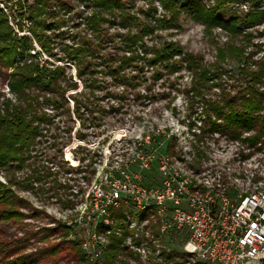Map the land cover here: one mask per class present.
<instances>
[{"label":"rangeland","instance_id":"obj_1","mask_svg":"<svg viewBox=\"0 0 264 264\" xmlns=\"http://www.w3.org/2000/svg\"><path fill=\"white\" fill-rule=\"evenodd\" d=\"M131 2V12L155 29L145 36L150 48H161L172 43L184 53L201 57L212 74L222 71V78L210 82V86L203 90L206 100L219 99L223 87L232 90L231 85L243 81L241 69L246 58L251 63L264 61V22L251 28L240 23L242 32L232 35L220 27L207 29L182 13L178 29H156L155 19L167 14L160 4L155 2L151 5L144 0H129ZM203 2L207 7L215 4L214 0ZM256 4L264 9V0H240L217 15L225 21L234 17L242 19ZM74 5L76 9L73 13H62L66 25L55 32L58 57L63 56V47L76 45L81 37L91 33L84 19L93 10L79 1H74ZM152 6L157 10H151ZM141 11H150L153 16ZM10 23L18 31L16 21L11 18ZM102 25L112 35L126 32L117 24L108 22ZM24 30L21 35L32 37L27 27ZM116 41L121 45L119 37H116ZM34 44L36 51L41 52V47ZM232 47L243 49L244 55L234 58ZM106 49L113 48L108 46ZM118 54L122 55V52ZM42 59L66 66L77 88L65 93L69 113L58 114L45 109L47 113L55 115L52 130L28 154L29 160L24 168L0 170V181L14 183L12 189L19 197L18 206L24 214L21 221L0 223V261L21 258L35 264H106L104 252L108 232H99L98 226L102 221L99 208L95 201L89 200L87 204L86 200L89 193L97 189L96 185L102 184L110 190L115 179H120L124 185L118 209L126 217L127 227L132 230L127 245L134 255L127 253L122 256L124 264H148L150 260L162 262L163 249L183 251L185 236L172 233L156 237L152 212L139 215V208L132 199L135 190L161 186L159 166L164 157L171 159L173 171L193 175L200 187L217 188L213 178L216 176L226 186L232 199L264 186V144L251 147L249 143L233 140L226 134L211 132L205 122L208 117L203 112L202 100L188 93L192 85V73L188 70L182 69L172 74L164 72L160 80L153 82L154 70L147 67L142 74L144 78L137 86H134V80L123 85L106 76L102 78L106 81L104 88L93 94L78 77L75 64L57 61L46 54L42 55ZM251 67L257 68L253 64ZM127 73L132 76L134 70H127ZM97 77L101 75L97 74ZM151 84L153 92L148 94L147 87ZM261 88L264 89V86ZM0 93L15 100L3 76L0 77ZM73 95L78 96L82 103L89 102L90 106L96 107L93 113L97 117L96 124L81 126ZM146 95L149 97L145 98ZM3 99L1 97L0 101ZM82 113L88 116L86 111L82 110ZM79 132L87 134V137L80 139ZM248 135L244 133L243 137ZM67 151L77 159L76 165L67 159ZM95 152L98 155L94 156ZM199 152L204 155L201 159L197 155ZM84 156L87 158L82 162L81 157ZM197 160L201 161V165L195 163ZM91 162H94L92 166ZM44 168L60 173L57 183L53 181L54 177L39 180ZM93 168H96V172L88 183L86 177L90 176ZM205 170L212 173V178H207L208 183L201 174ZM68 200L76 204L70 206ZM62 225L72 227L67 238ZM187 259L194 264L189 257Z\"/></svg>","mask_w":264,"mask_h":264},{"label":"trees","instance_id":"obj_2","mask_svg":"<svg viewBox=\"0 0 264 264\" xmlns=\"http://www.w3.org/2000/svg\"><path fill=\"white\" fill-rule=\"evenodd\" d=\"M74 1H79L86 8L93 10L92 14L84 19L91 33L89 36L81 37L76 45L63 47V56L58 57L55 51L57 48L55 32L66 25L62 13L70 14L75 11ZM74 1L0 0V77L3 76L9 92L15 96L13 100L0 93V99L4 97L3 101H0V170L24 168L25 162L29 160L28 154L38 143H41V138L52 130L55 115L47 113L45 109H51L58 114L70 112V108L66 106L65 93L69 89H76L77 84L73 81L72 75L67 73L66 66L44 61L43 54L60 62L75 64L78 77L93 94L104 88L106 81L102 78L106 76H111L123 85L130 84L131 80H134V86H137L140 84V79L144 78L142 74L147 67L154 70L153 82L160 80L164 72L172 74L174 71L186 69L192 73V85L188 93L191 92L202 100L203 112L208 117L205 122L211 132L226 134L233 140L249 143L251 147H255L258 143L264 144V89L261 88L264 86V61L251 63L249 58H246L241 69L243 81L231 85L232 90L223 87L219 99L206 100L203 90L210 86V82L221 79L222 71L220 74L218 72L212 74L201 57L184 53L180 47L172 43L161 48H150L145 42V36L155 29L143 23L131 12L132 2L129 3V0ZM144 1L151 5L158 2L167 13L163 18L155 19L156 29H178L182 13L200 22L207 29L220 27L232 35L242 32L240 23L251 28L264 22V9H260L257 4L242 19L234 17L225 21L217 15L219 11L228 8L230 4L239 3L240 0H214L215 4L212 7H207L203 0ZM150 9L157 10L155 6ZM143 14L153 16L150 11ZM11 18L16 21L18 31L11 26ZM108 22L117 24L126 32L112 35L102 25ZM25 27L32 37L20 34L25 31ZM116 37L120 38L121 45L117 43ZM34 43L41 47V52L36 51ZM108 46L113 49L107 50ZM230 49L235 55L234 58L244 55V50L241 48ZM119 51L122 55L118 54ZM252 64L257 68L252 69ZM127 70H134V75L129 76ZM97 74L101 77L98 78ZM147 92L148 94L153 92L152 84L147 87ZM72 97L76 103L75 112L81 120V126L96 124L97 117L93 116L96 107L90 106L89 102L82 103L78 96ZM82 110L86 111L88 116H85ZM244 133L249 135L243 137ZM78 137L83 140L87 134L79 132ZM96 155L98 154L95 152L94 156ZM197 155L200 159L204 156L203 152ZM86 158V156L81 157V161H85ZM195 163L201 165L200 160ZM93 164L94 162H91L90 165ZM41 172L39 180L54 177L53 181L58 182L59 172L49 168H44ZM95 172L96 168H93L90 176L86 177L88 183L92 181ZM13 184L0 181V223L18 222L24 217L18 206L19 197L12 189ZM82 193H85V190H82ZM67 203L70 206L76 204L71 200ZM110 211L113 225L106 236L108 244L104 258L106 264H124L122 256H126L127 253L134 255L127 245V238L132 230L127 227V219L118 208L110 207ZM62 228L67 238L72 232V227L62 225ZM153 229L156 230L155 236L158 237L160 234L158 225L153 224ZM132 242L134 243V237ZM1 250L0 246V253ZM162 259V262L150 260L148 264L190 262L184 252L177 250L163 249ZM5 260L1 259L0 264H35L34 261L21 258Z\"/></svg>","mask_w":264,"mask_h":264},{"label":"built area","instance_id":"obj_3","mask_svg":"<svg viewBox=\"0 0 264 264\" xmlns=\"http://www.w3.org/2000/svg\"><path fill=\"white\" fill-rule=\"evenodd\" d=\"M172 169L171 159L164 157L159 166L161 186L134 191L139 215L152 212L160 235L185 236L182 252L194 264H264V186L232 199L216 176L217 188L212 189L200 187L193 175ZM208 171L201 173L207 183L212 178ZM99 185L86 202L95 201L102 217L98 230L109 234L110 207L120 208L124 185L120 179L110 190Z\"/></svg>","mask_w":264,"mask_h":264},{"label":"bare ground","instance_id":"obj_4","mask_svg":"<svg viewBox=\"0 0 264 264\" xmlns=\"http://www.w3.org/2000/svg\"><path fill=\"white\" fill-rule=\"evenodd\" d=\"M121 132L123 131H119L118 133H121ZM66 157L69 161L72 162L73 165H76L78 163L77 159L73 156V154L70 151H67Z\"/></svg>","mask_w":264,"mask_h":264}]
</instances>
